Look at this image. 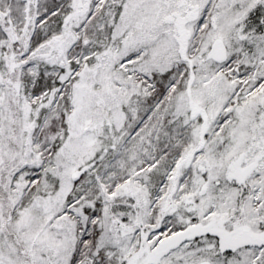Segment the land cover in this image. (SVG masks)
Segmentation results:
<instances>
[{
	"label": "snow or ice",
	"instance_id": "obj_1",
	"mask_svg": "<svg viewBox=\"0 0 264 264\" xmlns=\"http://www.w3.org/2000/svg\"><path fill=\"white\" fill-rule=\"evenodd\" d=\"M0 264H264V0H0Z\"/></svg>",
	"mask_w": 264,
	"mask_h": 264
}]
</instances>
